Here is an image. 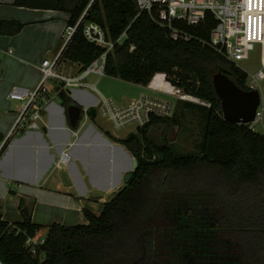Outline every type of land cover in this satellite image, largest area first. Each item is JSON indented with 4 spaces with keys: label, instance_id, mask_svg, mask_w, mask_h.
I'll return each instance as SVG.
<instances>
[{
    "label": "trees",
    "instance_id": "16d2710c",
    "mask_svg": "<svg viewBox=\"0 0 264 264\" xmlns=\"http://www.w3.org/2000/svg\"><path fill=\"white\" fill-rule=\"evenodd\" d=\"M14 0L21 7L69 14L68 25L99 23L113 41L106 74L148 85L156 73L211 106L191 101L178 109L200 111L203 136L199 150L178 153L167 139L152 138L156 125L171 117H154L126 137L107 136L137 158L130 181L103 204L100 213L83 208L87 223H36L25 201L22 220L9 222L0 211V261L4 264H264V133L223 116L213 77L221 72L251 90L248 73L211 46L217 20L208 12L197 25L177 21L191 36L175 40L152 12L137 0ZM89 6V8H88ZM19 20L0 19V34H18ZM135 45L134 50H130ZM104 47L88 40L81 24L62 51L64 62L82 70ZM162 79V75L155 81ZM58 98L66 110L78 104L64 88ZM97 116L93 117L95 120ZM155 156V157H154ZM36 253L27 244L41 238Z\"/></svg>",
    "mask_w": 264,
    "mask_h": 264
},
{
    "label": "crops",
    "instance_id": "0c3cea01",
    "mask_svg": "<svg viewBox=\"0 0 264 264\" xmlns=\"http://www.w3.org/2000/svg\"><path fill=\"white\" fill-rule=\"evenodd\" d=\"M68 18L64 11L21 7L14 0H0V19L24 23L18 34H0V144L14 127L21 107L20 101L9 97L10 91L16 85L30 89L38 86L42 61L54 58L63 49ZM63 66L72 73L80 69L76 63L65 62ZM159 75L162 79L153 83ZM138 85L150 93L170 94L172 90L163 72L156 73L148 85ZM58 87L49 84L44 127L16 133L0 154V211L9 222L22 220L19 204L23 199L34 222L75 225L85 221L84 207L100 213L103 203L126 184L124 176L133 155L125 145L107 136L110 130L92 123L81 130L70 148L68 168L54 170L59 155L73 139ZM67 91L81 106L97 107L99 99L91 91ZM181 101L185 100H176V108L178 103L186 106ZM106 191L113 193L106 197Z\"/></svg>",
    "mask_w": 264,
    "mask_h": 264
},
{
    "label": "built area",
    "instance_id": "2783aa9c",
    "mask_svg": "<svg viewBox=\"0 0 264 264\" xmlns=\"http://www.w3.org/2000/svg\"><path fill=\"white\" fill-rule=\"evenodd\" d=\"M95 0H91L90 5ZM140 11L152 12L155 10L156 21L170 30L171 37L175 40H189L188 32L180 30L175 22L183 21L190 25H197L203 21L208 12L213 13L217 20L216 26L211 31L210 44L228 60L239 65V61L249 58L250 51L255 44H260L264 50V0H137ZM89 8V6H88ZM87 9L74 25L65 28L64 46L73 37L81 24L84 25V33L88 40L102 46L105 50L96 57L87 67L72 73L64 69L62 60L63 49L54 57L44 59L40 65L41 80L38 86L30 89L25 86L16 85L9 93L11 99L21 102L19 114L15 125L0 144V154L7 146L10 138L16 133L28 130L42 129L45 124V108L49 100L48 81L50 79L64 83L62 88L68 90L73 88L86 89L98 92L101 98L97 103V113L103 118L113 122L116 128L129 124L145 126L154 117H171L176 109V101L158 96L153 93H142L127 105H118L111 97L104 95L98 88L99 79L106 74V63L108 53L113 49L116 42L126 35V31L113 41L107 38L106 31L97 22L84 21ZM131 45L130 50H134ZM97 75L98 81L91 83L90 75ZM264 78V70H259L252 75L251 87ZM249 81V79H248ZM61 88V87H60ZM175 100H185L199 103L210 107L211 102L206 101L194 94L185 92L180 87L172 85L170 92ZM90 106H82V113L76 127H71L73 139L68 148L62 151L54 165V170L68 168L70 163V148L76 144L81 130L93 117L90 115ZM264 120V107L257 109L254 120L246 123L252 129ZM155 157V156H154ZM45 242V237H30L27 244L36 253L38 245ZM0 264H4L0 261Z\"/></svg>",
    "mask_w": 264,
    "mask_h": 264
},
{
    "label": "rangeland",
    "instance_id": "374dc122",
    "mask_svg": "<svg viewBox=\"0 0 264 264\" xmlns=\"http://www.w3.org/2000/svg\"><path fill=\"white\" fill-rule=\"evenodd\" d=\"M238 64L248 73V82L250 84L252 75L257 73L259 70H264V50L261 45L258 43L255 44L254 48L249 53V58L240 60ZM88 80L91 83H95L98 81V76L92 74L88 77ZM48 83L59 85L61 81L50 79ZM97 83L99 90L104 95L111 97L118 105H127L133 100V98H137L140 94H142V92L147 93V90H144L137 83L129 82L107 74L102 76ZM253 88H256L260 92L261 107H264V78L258 81V83H256ZM91 93L96 98H101V95L98 92L91 91ZM152 93L176 101L175 97L169 93ZM54 101L59 103L57 97H54ZM60 103L62 104V102ZM175 113L177 115V119L175 122L172 120L171 125H156L153 127L151 133L152 138L158 143L164 141L163 139H167L172 143L173 148L178 153H188L189 151L199 150L198 146L203 136V120L201 112L190 109L181 110L178 109L177 106ZM90 123L95 124L97 127L103 126L104 129L114 131L115 133L122 136H127L131 132H135L137 130L136 124H129L116 128L113 125V122L101 117L100 115L95 120L92 119L90 122H88L84 128H86ZM254 130L264 133V120L257 123ZM112 193L113 191L104 192L106 197ZM84 220L85 221L80 223H85L87 221L86 217H84ZM45 233L46 230H44L43 237H45Z\"/></svg>",
    "mask_w": 264,
    "mask_h": 264
},
{
    "label": "water",
    "instance_id": "95a60500",
    "mask_svg": "<svg viewBox=\"0 0 264 264\" xmlns=\"http://www.w3.org/2000/svg\"><path fill=\"white\" fill-rule=\"evenodd\" d=\"M215 89L221 98L223 116L230 122L248 123L255 119L257 109L261 104V95L256 88L245 90L239 87L224 73L218 72L213 77ZM62 83L58 88L62 87ZM68 118L72 127H76L82 113L80 104H72L67 109ZM89 113L94 117L96 107H91ZM130 170L124 176V182L128 183L133 177L134 170L138 167V160L131 156Z\"/></svg>",
    "mask_w": 264,
    "mask_h": 264
}]
</instances>
